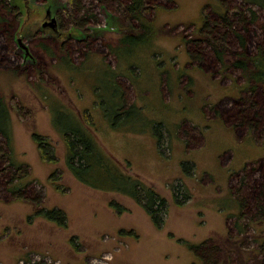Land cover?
Segmentation results:
<instances>
[{
	"label": "rangeland",
	"instance_id": "1",
	"mask_svg": "<svg viewBox=\"0 0 264 264\" xmlns=\"http://www.w3.org/2000/svg\"><path fill=\"white\" fill-rule=\"evenodd\" d=\"M4 1L15 8L5 25L16 55L8 56L13 68L0 67V101L8 118L6 136L0 133V169H7L0 172V264H94L108 255L111 260L103 264H205L207 248L215 264H260L264 223L254 189L264 181V86L255 90L261 125L252 131L238 119L244 105L238 102L250 98L248 80L218 61L200 33L203 13L216 19L213 11L224 0H152L160 7L147 15L157 27L153 43H138L128 55L122 49L118 58L110 46L132 27L115 5L88 0L86 19L76 24L64 14L68 0ZM225 1L229 7L246 4ZM255 2L254 23L247 30L237 25L252 54L264 47V7ZM236 39L228 38L234 50ZM199 44L204 66L190 56ZM104 62L120 72L118 90L125 108L135 106V115L105 116L101 95L112 100L117 89L105 77L106 68L90 71ZM16 66L28 72L20 76ZM55 105L68 110L73 125L82 126V120L128 175L165 198L161 228L131 196L74 178L66 164L68 141L54 128V118L59 129L64 116L54 113ZM33 133L45 137L52 161L41 158ZM13 167L30 173L21 180L29 185L24 200L7 184ZM56 169L59 188L48 182ZM33 190L42 205L64 210L67 227L36 215ZM240 199L246 200L243 210Z\"/></svg>",
	"mask_w": 264,
	"mask_h": 264
},
{
	"label": "trees",
	"instance_id": "2",
	"mask_svg": "<svg viewBox=\"0 0 264 264\" xmlns=\"http://www.w3.org/2000/svg\"><path fill=\"white\" fill-rule=\"evenodd\" d=\"M95 1L102 5H115L117 11L124 16V19L128 22V25H131L130 28L132 27V30L129 29L127 33L119 38L118 44L115 47L110 46V52L115 55V58H118L117 52L122 49L127 54V51L138 43H153L157 27L154 25L155 22L153 19H148L147 15L153 8L157 10L160 7L156 3H153L152 0H90L91 4ZM245 1L246 4L237 6L234 5L230 7L228 1H221V7L218 10L215 9L213 11L216 13V19L204 12L202 22L205 24L203 25L200 33L205 37L203 40H205L208 47L211 48V52L214 56H216L218 61L237 68L242 72V74L244 73L246 79L248 80L249 86L247 85L246 90L250 91V96L248 95L250 98L247 100L242 99L243 102H238L240 105L244 104L240 107L241 110L238 119L245 127L254 131L261 125V121L259 119V105L257 99H255V90L257 85L261 84L264 86V47L259 45L256 53H249L247 51L248 41L241 33V30L237 29V25L239 24L244 26L247 30L258 17L257 13L254 12L253 9V3H256L255 0H253V2L248 0ZM256 1L260 3L259 8L264 7L263 0ZM87 2L88 0H68L66 4L67 12L64 14L76 24H80V21H85L87 16V11L89 9V7L86 6ZM90 7L93 6L90 5ZM14 12L15 8L10 7L4 0H0V13L3 15H0V24H4L3 27L0 28V35H3L5 43L7 44H5V47L3 48L0 45V51L2 50L5 52L4 56L0 60V66H2V68H13L12 66H8L10 65L8 64L10 62V57L8 58V56L12 53L15 54V50L8 45L9 43H7L9 39V36H7V34H9V28L5 25V23L8 14L13 15ZM79 12H84L80 18L77 17ZM247 13H250V17L246 16ZM91 17L97 19V16L93 15V13H90V18ZM133 30L137 33L132 32ZM231 35H235L237 38L236 40L240 42L241 46L239 45L238 49H232L231 43L228 41V38ZM48 41H50V43L54 42L53 44L57 45L56 38L52 36H48ZM57 48H59L58 45ZM190 56L193 60L202 62L201 65L204 66L203 63L206 60V55L205 51L202 53L200 44L197 45V47L195 46V50L190 53ZM90 60H92V57H90ZM103 64L105 66L100 64L91 65L90 71L93 72L98 68H106L107 70L104 71L105 77H108L110 81H113L114 87L117 89V92L115 91L112 95V100L105 99L101 95V104L104 103L103 109L105 116L109 117L110 115H113L114 118H116L123 117L131 113L135 115V106L125 108L126 99L124 97V93L118 90L119 85L117 84V79L120 76V72H118V69H115L105 62ZM14 71L20 74L28 72V70L24 71L21 66L14 67ZM251 83H254L252 87L250 86ZM100 88L101 85H98V89ZM4 109H6L5 103L4 101H0V133L6 136L8 118L7 111ZM53 111L58 114V117L59 115H64L63 120L60 119L62 120V126L59 129L55 125L56 119L54 118V128L61 133L63 139L68 141L69 150L66 158V164L74 178L88 187L102 191H117L131 196L144 206L149 216L153 219L154 225L157 228H161V217L159 213L163 212L165 208V198L154 189L149 188L139 177L135 178L128 175L110 156L108 157L98 146L94 136L90 133V129L82 127L84 126L82 120H79L82 126H80L78 122L73 125V119L70 117L68 110L63 109V106L55 105L53 107ZM233 126L237 128V125L233 124ZM33 138L38 144L41 158L47 162L52 161L53 158L48 155L46 148L48 144L47 142H44L45 137L42 134L33 133ZM0 157H5V152H1ZM58 169H56L48 178V182L56 188H59V185H57L59 184V179L55 178V176L58 177L55 175L57 174ZM1 171L7 172V169L1 168L0 172ZM29 176L30 173H28L26 169L22 167H13L11 175L9 174V178L7 179V184L11 187L13 186L10 190L11 192L15 193L16 190L17 192H21L20 200L27 198L26 193L23 192V190L27 189L29 186L28 184H25L26 182L24 183V181L21 180L28 178ZM248 180L249 177H244L243 187L248 185ZM14 188L16 190H14ZM252 188L253 186H251V189ZM31 192H33L35 198L31 199L30 202L37 207L35 209L37 216L42 217L49 222L55 223L57 226H61V228L67 227V214L62 208L58 206L49 207L42 205L40 194L34 190ZM254 192H257V195H259L257 198V207L259 208L257 214H261V219L259 220L264 223V181L257 189H254ZM240 202V209L243 210L247 206L246 200L242 199ZM240 216H242V214ZM207 249L202 250L205 264H210L212 262L214 264L217 263L214 255L209 256V253L206 252Z\"/></svg>",
	"mask_w": 264,
	"mask_h": 264
},
{
	"label": "built area",
	"instance_id": "3",
	"mask_svg": "<svg viewBox=\"0 0 264 264\" xmlns=\"http://www.w3.org/2000/svg\"><path fill=\"white\" fill-rule=\"evenodd\" d=\"M111 256L110 255H108V256H106L105 258H103V259H94V261H93V263L94 264H103V263H106V262H108L109 260H111Z\"/></svg>",
	"mask_w": 264,
	"mask_h": 264
},
{
	"label": "flooded vegetation",
	"instance_id": "4",
	"mask_svg": "<svg viewBox=\"0 0 264 264\" xmlns=\"http://www.w3.org/2000/svg\"><path fill=\"white\" fill-rule=\"evenodd\" d=\"M50 27L51 28H53L54 30H55V32H57L58 31V27L56 28V27H53V26H51L50 25ZM1 68H2V66H0ZM5 68V67H4ZM5 69H9V68H5ZM28 68H23V70L25 71V70H27ZM24 73V72H23ZM22 74H20V76H21ZM264 251V249H262L261 250V252H263ZM260 264H264V259H262V262L260 263Z\"/></svg>",
	"mask_w": 264,
	"mask_h": 264
},
{
	"label": "water",
	"instance_id": "5",
	"mask_svg": "<svg viewBox=\"0 0 264 264\" xmlns=\"http://www.w3.org/2000/svg\"><path fill=\"white\" fill-rule=\"evenodd\" d=\"M56 22V19H53V21H52V23L51 24H53V23H55Z\"/></svg>",
	"mask_w": 264,
	"mask_h": 264
}]
</instances>
